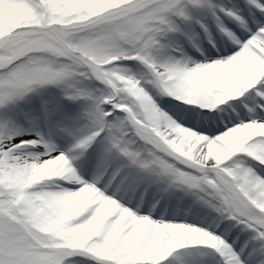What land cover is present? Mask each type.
Segmentation results:
<instances>
[{"label": "snow or ice", "instance_id": "obj_1", "mask_svg": "<svg viewBox=\"0 0 264 264\" xmlns=\"http://www.w3.org/2000/svg\"><path fill=\"white\" fill-rule=\"evenodd\" d=\"M0 264H264V0H0Z\"/></svg>", "mask_w": 264, "mask_h": 264}]
</instances>
